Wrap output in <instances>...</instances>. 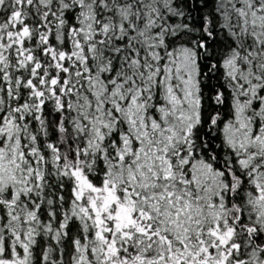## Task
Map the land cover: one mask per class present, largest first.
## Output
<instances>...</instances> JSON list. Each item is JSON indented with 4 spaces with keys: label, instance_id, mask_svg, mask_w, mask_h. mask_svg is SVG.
<instances>
[{
    "label": "snow or ice",
    "instance_id": "snow-or-ice-1",
    "mask_svg": "<svg viewBox=\"0 0 264 264\" xmlns=\"http://www.w3.org/2000/svg\"><path fill=\"white\" fill-rule=\"evenodd\" d=\"M0 264H264V0H0Z\"/></svg>",
    "mask_w": 264,
    "mask_h": 264
}]
</instances>
